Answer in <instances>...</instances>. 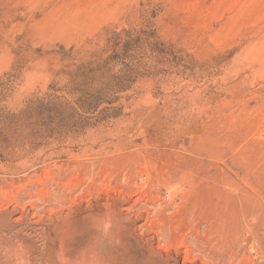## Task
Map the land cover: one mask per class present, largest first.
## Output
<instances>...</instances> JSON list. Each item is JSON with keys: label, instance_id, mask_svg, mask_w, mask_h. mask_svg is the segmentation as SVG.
<instances>
[{"label": "rangeland", "instance_id": "374dc122", "mask_svg": "<svg viewBox=\"0 0 264 264\" xmlns=\"http://www.w3.org/2000/svg\"><path fill=\"white\" fill-rule=\"evenodd\" d=\"M219 263L264 264V0H0V264Z\"/></svg>", "mask_w": 264, "mask_h": 264}, {"label": "bare ground", "instance_id": "6f19581e", "mask_svg": "<svg viewBox=\"0 0 264 264\" xmlns=\"http://www.w3.org/2000/svg\"><path fill=\"white\" fill-rule=\"evenodd\" d=\"M205 235H206V234H205ZM207 238H208V237H207ZM215 243H216V242H215ZM238 243H239V242H238ZM220 244H221V243H220ZM229 244H230V243H229ZM191 245H193V244H191ZM198 245H200V244H198ZM225 245H226V244H225ZM234 245H235V244H234ZM230 246H231V245H230ZM215 248H216V247H215ZM216 250H217V249H216ZM222 250H223V249H222ZM222 250H221V251H222ZM191 251H192V250H191ZM188 252H189V251H188ZM213 252H214V251H213ZM224 253H225V251H224ZM224 253H223V255H224ZM255 253H256V252H255ZM188 254H190V253H188ZM230 254H231V253H230ZM225 256H226V255H225ZM246 256H247V255H246ZM246 256H245V257H246ZM215 257H216V256H215ZM220 257H222V256H220ZM231 257H233V256L231 255ZM226 258H227V257H226ZM226 258H225V259H226ZM228 258H229V257H228ZM249 258H250V257H249ZM237 259H238V258H237ZM246 259H247V258H246ZM219 261H220V260H219ZM219 261H218V262H219ZM235 261H236V260H235ZM237 261H238V260H237ZM248 261H249V260H248ZM224 262H225V260H224ZM241 262H242V261H241ZM236 263H237V262H236ZM247 263H248V262H247ZM251 263H252V262H251ZM219 264H220V263H219ZM221 264H222V263H221ZM224 264H225V263H224ZM239 264H240V263H239ZM241 264H242V263H241ZM243 264H244V263H243ZM249 264H250V263H249Z\"/></svg>", "mask_w": 264, "mask_h": 264}]
</instances>
